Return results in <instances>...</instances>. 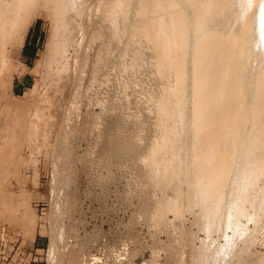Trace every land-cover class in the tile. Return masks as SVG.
<instances>
[{
  "label": "rangeland",
  "instance_id": "374dc122",
  "mask_svg": "<svg viewBox=\"0 0 264 264\" xmlns=\"http://www.w3.org/2000/svg\"><path fill=\"white\" fill-rule=\"evenodd\" d=\"M114 2L78 0L69 13L61 88L39 102L42 133L20 140L3 181L15 210L0 213V264H264L261 195L245 202L235 225L221 215L205 227L200 207L189 206L187 153L198 137L191 119L175 133L182 175L169 184L172 170L157 165L169 156L158 144L167 80L152 42L130 31L137 0H129L128 16L123 0L122 10ZM42 5L23 45L8 44L16 64L34 66L51 39L53 11ZM116 11L113 33L108 15ZM34 82L29 72L15 73L0 110L35 111L26 93Z\"/></svg>",
  "mask_w": 264,
  "mask_h": 264
},
{
  "label": "bare ground",
  "instance_id": "6f19581e",
  "mask_svg": "<svg viewBox=\"0 0 264 264\" xmlns=\"http://www.w3.org/2000/svg\"><path fill=\"white\" fill-rule=\"evenodd\" d=\"M77 1L0 0V95L13 84L15 73L29 72L35 82L26 93L36 109L29 106L31 110L19 113L11 105L0 110V213L15 210L10 203L13 194L3 186L19 153L15 149L22 138L42 133L39 105L61 88L72 32L69 13L79 9ZM120 1L114 2L119 9ZM41 2L53 11L51 39L34 66L16 64L8 44L23 45ZM130 4L121 3L126 8V13L120 9L123 15H129ZM136 6L134 24L127 21L130 31L152 42L157 70L167 80L159 99L166 118L158 144L169 150V156L157 165L172 170L165 173L169 184L182 175L175 133L191 119L198 137L187 153L194 169L189 206L200 207L205 227L217 225L221 215L235 225L236 216L246 213V201L261 195L256 207L264 206V184H257L258 177L264 178V0H137ZM108 17L115 33L118 12ZM171 205L178 207L174 199Z\"/></svg>",
  "mask_w": 264,
  "mask_h": 264
}]
</instances>
